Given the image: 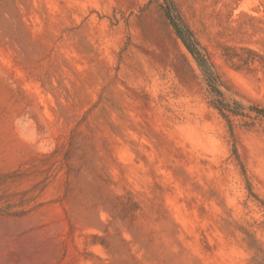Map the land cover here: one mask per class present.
<instances>
[{"label":"rangeland","instance_id":"obj_1","mask_svg":"<svg viewBox=\"0 0 264 264\" xmlns=\"http://www.w3.org/2000/svg\"><path fill=\"white\" fill-rule=\"evenodd\" d=\"M0 264H264V0H0Z\"/></svg>","mask_w":264,"mask_h":264},{"label":"trees","instance_id":"obj_2","mask_svg":"<svg viewBox=\"0 0 264 264\" xmlns=\"http://www.w3.org/2000/svg\"><path fill=\"white\" fill-rule=\"evenodd\" d=\"M171 23L174 26L175 31H176L178 37L180 39H182V41L184 42V44L186 45V47L190 50V52L192 54L196 55V52H195L194 48H192L191 44L189 43V38H188V35L190 37H193L192 33L189 30H187L185 32L184 29L181 28L180 24L178 22H176L175 20H173V19H171Z\"/></svg>","mask_w":264,"mask_h":264}]
</instances>
